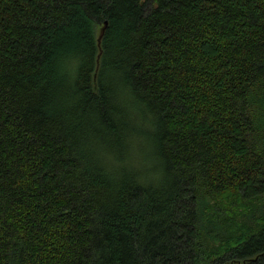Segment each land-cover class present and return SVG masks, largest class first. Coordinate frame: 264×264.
<instances>
[{"label": "trees", "instance_id": "1", "mask_svg": "<svg viewBox=\"0 0 264 264\" xmlns=\"http://www.w3.org/2000/svg\"><path fill=\"white\" fill-rule=\"evenodd\" d=\"M0 264H264V0H0Z\"/></svg>", "mask_w": 264, "mask_h": 264}, {"label": "clouds", "instance_id": "2", "mask_svg": "<svg viewBox=\"0 0 264 264\" xmlns=\"http://www.w3.org/2000/svg\"><path fill=\"white\" fill-rule=\"evenodd\" d=\"M73 59L75 60L76 64H77V67L79 66V63L81 62V59L79 56H73ZM114 102L119 104L121 103V90L119 87H117V90H116V93H115V96H114ZM82 149L86 152H95V145H94V142L92 140L91 137H85L84 141L82 142V145H81ZM146 171L145 170H142L141 171V174H144V172ZM123 175V170L121 172V176ZM120 177H117V179H119Z\"/></svg>", "mask_w": 264, "mask_h": 264}, {"label": "water", "instance_id": "3", "mask_svg": "<svg viewBox=\"0 0 264 264\" xmlns=\"http://www.w3.org/2000/svg\"><path fill=\"white\" fill-rule=\"evenodd\" d=\"M107 23H108V21L106 20L105 23H104L103 28H102L101 31H100L99 40H100V37H101V35L103 34V32H104V30H105V28H106Z\"/></svg>", "mask_w": 264, "mask_h": 264}]
</instances>
